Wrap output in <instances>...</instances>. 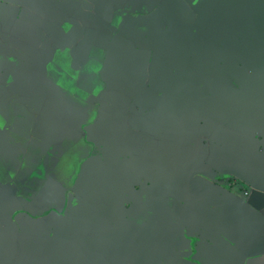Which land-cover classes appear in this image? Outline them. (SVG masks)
Here are the masks:
<instances>
[{
	"label": "flooded vegetation",
	"instance_id": "obj_1",
	"mask_svg": "<svg viewBox=\"0 0 264 264\" xmlns=\"http://www.w3.org/2000/svg\"><path fill=\"white\" fill-rule=\"evenodd\" d=\"M203 1L147 0L145 8L122 9L117 20L90 10L91 21L79 13L74 25L51 23L75 35L58 34L74 60L62 46L40 60L42 41L57 34L45 20L64 14L28 6L32 13L11 25L32 27L0 31L2 45L22 63L0 78L18 94L16 105L29 106L28 114L11 113L27 129L0 141L3 154L24 156L29 166L20 173L15 159H3L16 183L2 188L23 198L25 184L36 189L26 204L31 218L25 207L2 218L0 233L14 235V258L0 264H193L192 243L177 239L187 205L215 200L229 213L237 207L215 187L199 189L202 182L240 206L261 190L264 119L253 123L257 109L264 115V0H251L242 13L243 1L214 0L201 10ZM135 48L145 52L140 60ZM105 61L113 71L103 78ZM103 94L109 123L90 143L86 129ZM46 136L56 148H47ZM43 217L54 219L40 224Z\"/></svg>",
	"mask_w": 264,
	"mask_h": 264
},
{
	"label": "crops",
	"instance_id": "obj_2",
	"mask_svg": "<svg viewBox=\"0 0 264 264\" xmlns=\"http://www.w3.org/2000/svg\"><path fill=\"white\" fill-rule=\"evenodd\" d=\"M27 0H0V31L1 30H13L15 28L25 29L26 27H32L31 25H11V20L15 19L19 15H29L32 12L27 9L28 6H36V7H45L49 11H52L51 14H64V17H51L50 19H46L47 23H61L65 22L71 26L75 23V14L80 13L81 21L85 22L87 18L91 20L89 17L88 11H95L100 14H104L106 12V16L112 20H117V18H121L118 14L122 9H127L131 4L140 3V7L146 6L147 0H38L37 3L31 5L30 3H26ZM165 1V0H164ZM195 1V0H193ZM214 0H205L202 2L200 7L201 10L206 8L210 2ZM235 3H240L239 12L242 13L243 9H245L251 0H230ZM226 4L223 5L225 7ZM237 6V5H234ZM199 10V11H201ZM141 13V12H140ZM202 14H207V11H204ZM113 15V16H112ZM239 15L238 17H240ZM110 19V20H111ZM240 23V19H238L237 24ZM241 23H243L241 21ZM34 26V25H33ZM39 25H37L38 27ZM153 25H146L147 28L151 29ZM46 29L49 32L57 33L54 38L50 40V44H47L46 40L42 41L41 48L39 50L40 60L45 63L44 58L46 56L52 58L54 52L58 50L60 46L63 49H66L70 53V57L72 60L76 58L74 57V53L70 48V43H63L62 38L71 37L73 41H75V35L70 32L64 33L62 28H58L56 25H46ZM61 35V37L58 36ZM78 46H83L84 48H88L87 43H80ZM167 48L171 45L166 43L164 44ZM133 56L137 57L139 60L142 57L144 51H140L137 48L133 49ZM77 53V52H75ZM82 56L85 57V54ZM82 59H85L83 57ZM14 59H13V58ZM110 64L107 65L105 61L101 66L100 73L104 78L106 76V70L113 71V67ZM71 65V64H70ZM101 65V64H100ZM22 67V63L15 60V54L9 50L5 46L2 45L0 41V75L1 70L8 71L11 70H20ZM72 69V68H71ZM75 72H78L75 69H72ZM82 76L81 71L79 72V78ZM1 77V76H0ZM3 78V77H2ZM0 78V141L12 138L13 134H21V130L27 129L24 125H21L17 122V119L14 118L15 114H11L12 110L22 111L24 114H28L29 106H21L15 104V98H12L13 95L10 90L13 86H9L7 80H2ZM14 78V77H11ZM105 95H102V101L100 102V107L97 113L96 121L93 125H90L87 130V138L86 141L92 143L96 141L95 133L104 127H106L109 123V115L105 111V107L107 104L104 102ZM22 101V99H20ZM88 102V99L85 101ZM264 119V115L262 112L257 109L255 115V122L253 123L258 125L260 120ZM93 132V133H92ZM147 134H151L150 130H146ZM158 135V134H155ZM27 138L21 139L22 142L25 143ZM49 143L48 147L55 146L53 142L49 141L48 136L44 139ZM13 158L15 159L18 171L21 173L22 168H27L29 165L27 164V160L24 156L15 155L12 151H10L7 155L3 154L0 151V230L2 218L5 216H9L11 219L15 218L16 213L22 210V207H25L24 212L31 218L30 213H32L29 209H27L26 204L32 200L33 193L36 189H27L26 184L24 185L26 198H23L20 194H18V190L14 188V192L11 191L9 187H4L8 184V182L13 179V175L16 173L15 170L4 164L3 159L5 158ZM41 157V156H40ZM39 157V158H40ZM257 157L264 161V155H257ZM38 158V159H39ZM4 170V171H3ZM29 175L35 174V170H32ZM82 173V171H81ZM80 173V174H81ZM40 175H45L46 172H39ZM34 177V176H33ZM192 177V176H191ZM211 178V176H210ZM190 180V179H189ZM48 182H52V180L48 179ZM79 181V178L76 180ZM136 185H140V180H135ZM147 183V180H143ZM200 181V180H198ZM208 181V180H206ZM204 181L202 182V186L199 189H204L206 187H215L216 189L222 191L229 197V201L234 198L237 207H232L233 211L229 213L227 207L218 206L215 200L208 201L206 206H202L200 203L191 202L187 205V219L186 221L181 222V227L178 229L177 239H188L192 246H195L198 249V259L202 264H238L237 259L234 253L239 254H248L249 257L244 259V263L246 264H264V182H260L257 186L259 191H255L254 198L247 202V205L240 206L239 199L232 194L222 190L221 188L214 186L209 181L208 183ZM248 182V181H247ZM249 183V182H248ZM161 184H166V180H161ZM167 187V186H166ZM160 191L164 189V187L159 186ZM75 190V189H74ZM193 191V190H192ZM229 205V202H228ZM222 209L225 211L220 212ZM183 210V216L186 213ZM33 214V213H32ZM36 214V213H35ZM34 215V214H33ZM54 218H46L43 217L39 220L40 224H49ZM6 223V221H4ZM164 219L160 220V224L164 223ZM176 230V228H175ZM9 231V229H8ZM0 241L3 239V245H0V248L4 249V256H7V259L3 261L1 256L3 255L0 252V263L7 262V260L13 259L14 252L12 253V249L9 251V241L13 238L14 235L10 232L0 233ZM227 240V241H226ZM234 252V253H233ZM11 254V257H10Z\"/></svg>",
	"mask_w": 264,
	"mask_h": 264
},
{
	"label": "water",
	"instance_id": "obj_3",
	"mask_svg": "<svg viewBox=\"0 0 264 264\" xmlns=\"http://www.w3.org/2000/svg\"><path fill=\"white\" fill-rule=\"evenodd\" d=\"M246 204H243L242 206H245ZM227 241V240H226ZM234 253V252H233ZM198 249H196L195 246H192V249H191V253L189 255H191V262H193V264H202L200 262V260L198 259ZM188 255V256H189ZM236 259H237V263L238 264H243L244 263V259L246 257H249L248 254H239V253H234ZM10 257H11V254H10ZM13 258H14V255H13ZM248 264V262L246 263Z\"/></svg>",
	"mask_w": 264,
	"mask_h": 264
}]
</instances>
